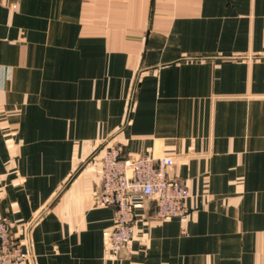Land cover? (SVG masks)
Masks as SVG:
<instances>
[{
  "label": "crops",
  "instance_id": "crops-1",
  "mask_svg": "<svg viewBox=\"0 0 264 264\" xmlns=\"http://www.w3.org/2000/svg\"><path fill=\"white\" fill-rule=\"evenodd\" d=\"M109 145L190 192L118 257ZM0 216L35 264H264V0H0Z\"/></svg>",
  "mask_w": 264,
  "mask_h": 264
},
{
  "label": "built area",
  "instance_id": "built-area-1",
  "mask_svg": "<svg viewBox=\"0 0 264 264\" xmlns=\"http://www.w3.org/2000/svg\"><path fill=\"white\" fill-rule=\"evenodd\" d=\"M174 163V158L166 154L123 157L116 145L105 148L96 200L115 207L114 222L106 231V247L114 257L124 249L131 250L136 235V211L147 202L155 203L160 219L188 217L190 192L184 182L172 178L170 170ZM30 245L16 241L10 221L0 216V264H35L36 255Z\"/></svg>",
  "mask_w": 264,
  "mask_h": 264
}]
</instances>
